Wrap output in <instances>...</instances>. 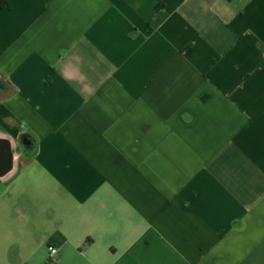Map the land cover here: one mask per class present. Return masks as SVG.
<instances>
[{
  "label": "crops",
  "instance_id": "0c3cea01",
  "mask_svg": "<svg viewBox=\"0 0 264 264\" xmlns=\"http://www.w3.org/2000/svg\"><path fill=\"white\" fill-rule=\"evenodd\" d=\"M5 2L0 264H264V0Z\"/></svg>",
  "mask_w": 264,
  "mask_h": 264
},
{
  "label": "built area",
  "instance_id": "2783aa9c",
  "mask_svg": "<svg viewBox=\"0 0 264 264\" xmlns=\"http://www.w3.org/2000/svg\"><path fill=\"white\" fill-rule=\"evenodd\" d=\"M47 251H48V263L52 264V263L56 262L57 255H58V251H57L56 247L49 245L47 247Z\"/></svg>",
  "mask_w": 264,
  "mask_h": 264
},
{
  "label": "water",
  "instance_id": "95a60500",
  "mask_svg": "<svg viewBox=\"0 0 264 264\" xmlns=\"http://www.w3.org/2000/svg\"><path fill=\"white\" fill-rule=\"evenodd\" d=\"M29 143H30V142L27 140L26 143H24V144L26 145V144H29ZM9 155H10V153H9ZM1 161H2V162H1ZM3 162H5L6 165L8 164L7 157L4 156V155H3L2 157H0V163H3ZM6 165H5V166H6ZM5 166H4V168H5ZM2 167H3V166L0 165V169H3Z\"/></svg>",
  "mask_w": 264,
  "mask_h": 264
},
{
  "label": "trees",
  "instance_id": "16d2710c",
  "mask_svg": "<svg viewBox=\"0 0 264 264\" xmlns=\"http://www.w3.org/2000/svg\"><path fill=\"white\" fill-rule=\"evenodd\" d=\"M0 8H2V9L7 8V4H6L5 0H0Z\"/></svg>",
  "mask_w": 264,
  "mask_h": 264
},
{
  "label": "flooded vegetation",
  "instance_id": "af4514ba",
  "mask_svg": "<svg viewBox=\"0 0 264 264\" xmlns=\"http://www.w3.org/2000/svg\"><path fill=\"white\" fill-rule=\"evenodd\" d=\"M21 142H22V144H24V142H25V139H24V138H22ZM24 148H25L26 150H28V149H30L31 147H27V146H25V145H24Z\"/></svg>",
  "mask_w": 264,
  "mask_h": 264
}]
</instances>
